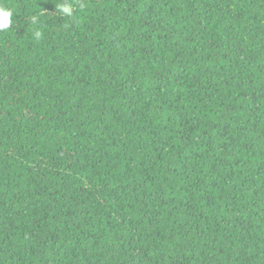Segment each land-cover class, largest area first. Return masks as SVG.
I'll return each instance as SVG.
<instances>
[{"label":"trees","instance_id":"16d2710c","mask_svg":"<svg viewBox=\"0 0 264 264\" xmlns=\"http://www.w3.org/2000/svg\"><path fill=\"white\" fill-rule=\"evenodd\" d=\"M57 3L0 0V264H264V0Z\"/></svg>","mask_w":264,"mask_h":264},{"label":"clouds","instance_id":"9594fccd","mask_svg":"<svg viewBox=\"0 0 264 264\" xmlns=\"http://www.w3.org/2000/svg\"><path fill=\"white\" fill-rule=\"evenodd\" d=\"M75 5L72 3V0H58V3L55 6V11L58 15L71 18L74 15ZM14 11L10 7H5L0 5V32H4L11 29L13 24ZM37 18L33 17L32 22L36 23ZM36 38L41 36L39 31L35 32Z\"/></svg>","mask_w":264,"mask_h":264}]
</instances>
